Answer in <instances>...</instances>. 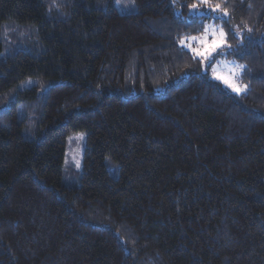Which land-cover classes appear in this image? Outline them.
Masks as SVG:
<instances>
[{"label":"trees","instance_id":"obj_1","mask_svg":"<svg viewBox=\"0 0 264 264\" xmlns=\"http://www.w3.org/2000/svg\"><path fill=\"white\" fill-rule=\"evenodd\" d=\"M133 1L0 0V264H264V0ZM212 21L243 94L178 43Z\"/></svg>","mask_w":264,"mask_h":264},{"label":"snow or ice","instance_id":"obj_2","mask_svg":"<svg viewBox=\"0 0 264 264\" xmlns=\"http://www.w3.org/2000/svg\"><path fill=\"white\" fill-rule=\"evenodd\" d=\"M202 5L207 6L211 12L218 13L219 15L217 18H225L228 15L227 9H222L221 3L212 4L211 0H195L191 5H188L190 15L198 14ZM249 31H251V29H249ZM209 36H211V39H209ZM178 43L182 49H187L192 54L194 60L199 58L202 68L212 69V78L215 81L221 82L237 95L246 92L248 86L242 84L240 80L241 74L246 69L245 65H230L229 72L223 74L212 64L216 56L223 54V49L231 48V45L227 43V33L223 26L206 25L201 35L181 37ZM193 43L197 46L193 47ZM81 139H83V137H81ZM77 166H79V164H77Z\"/></svg>","mask_w":264,"mask_h":264},{"label":"rangeland","instance_id":"obj_3","mask_svg":"<svg viewBox=\"0 0 264 264\" xmlns=\"http://www.w3.org/2000/svg\"><path fill=\"white\" fill-rule=\"evenodd\" d=\"M113 3L119 13L130 14V13H135L137 11V7L133 0H113ZM206 25L222 26V23L221 22L217 23V22L212 21V22H208ZM201 34L194 35V36H199ZM209 39H211V36H209ZM196 46L197 45L193 43V47H196ZM212 64L218 69L220 73L226 74L229 72L230 65L234 66L240 63L236 60L228 59L224 56L222 57L216 56V58L212 61ZM204 71H208L211 79H213L211 68L204 69ZM219 83L223 85L221 82ZM37 84H38V81L29 80L25 85L22 84L18 86L17 93L19 91L22 92L24 89L30 88ZM223 86L227 88L225 85ZM16 98H17V94L15 93V91H11V92L6 93L5 95H2V106L1 107L3 109H7L8 107L11 106L13 102H15V100H17ZM81 137H83V139H81ZM86 142H87L86 134L82 132H73V133H70L67 137L63 166H64V173H65V181H67L68 183L79 184V179H80V175L82 171V156H83V153L86 147ZM77 164H79V166H77Z\"/></svg>","mask_w":264,"mask_h":264}]
</instances>
